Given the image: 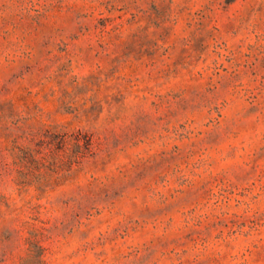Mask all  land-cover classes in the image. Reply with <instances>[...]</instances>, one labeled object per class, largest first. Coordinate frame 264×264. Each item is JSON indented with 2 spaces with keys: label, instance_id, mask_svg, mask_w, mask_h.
I'll list each match as a JSON object with an SVG mask.
<instances>
[{
  "label": "rangeland",
  "instance_id": "rangeland-1",
  "mask_svg": "<svg viewBox=\"0 0 264 264\" xmlns=\"http://www.w3.org/2000/svg\"><path fill=\"white\" fill-rule=\"evenodd\" d=\"M0 264H264V0H0Z\"/></svg>",
  "mask_w": 264,
  "mask_h": 264
}]
</instances>
